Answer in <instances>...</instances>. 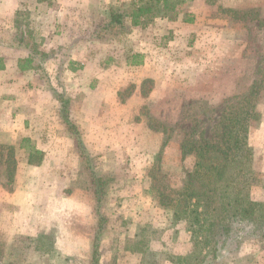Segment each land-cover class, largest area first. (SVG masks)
Returning a JSON list of instances; mask_svg holds the SVG:
<instances>
[{
  "label": "rangeland",
  "instance_id": "obj_1",
  "mask_svg": "<svg viewBox=\"0 0 264 264\" xmlns=\"http://www.w3.org/2000/svg\"><path fill=\"white\" fill-rule=\"evenodd\" d=\"M132 1L0 3L7 8L0 18V143L14 148L12 187L19 199L29 191L31 200L58 189L52 202L66 215L33 239L0 232V264H177L194 250L177 207L161 205L153 185L180 186L195 162L192 153L182 156V145L210 140L223 112L264 76V0H172L173 8L143 25L126 15L113 22ZM45 9L62 14L41 31L33 13ZM32 48L35 72L19 76L20 59ZM20 93L50 119L44 123L41 114L30 124L21 112L11 114ZM56 95L67 99L69 123ZM255 103L260 116L244 148L251 154L250 197L264 201V88ZM34 130L52 157L39 167L25 164L31 150L20 146ZM260 232L233 228L220 250L196 251L188 264H264Z\"/></svg>",
  "mask_w": 264,
  "mask_h": 264
},
{
  "label": "trees",
  "instance_id": "obj_2",
  "mask_svg": "<svg viewBox=\"0 0 264 264\" xmlns=\"http://www.w3.org/2000/svg\"><path fill=\"white\" fill-rule=\"evenodd\" d=\"M174 5L175 2L172 0H135L131 2L128 12H114L111 20L120 23L123 15H126L132 25H143L147 19L158 14L164 15L165 12L162 10L171 9ZM160 6L162 9L159 8ZM35 56L37 49H29L23 62L20 59L19 68L30 69ZM3 67V58L0 57V68ZM262 88H264V76L237 101L238 106L236 104L234 110L229 108L223 112L210 140L193 141L182 145V156L192 153L195 162L192 169L185 171L180 186L172 187L161 183L162 190H159L153 185L158 192V195L155 194L158 202L163 206L177 207V218L186 222L187 230L190 232L194 250L190 255L178 256L177 264H188L191 258H195L197 253L203 250L206 255L211 252L216 253V250L223 247L219 246L221 238L231 235L233 228L238 231L248 228L251 233L261 231L260 237H264V201H256L250 197L251 154L244 148L248 127L260 116L255 108V100ZM56 96L62 101V111L65 116L63 121L69 123L66 112L67 99L62 95ZM70 125L72 129L75 128L73 124ZM20 146L30 148L29 164L40 161L42 152L36 149L29 139L23 138ZM0 159L3 162L0 170H6L5 179L0 175V184L3 188L11 190L16 169L12 145L0 143ZM94 237L95 258L98 253L97 233ZM219 247L221 248L218 249Z\"/></svg>",
  "mask_w": 264,
  "mask_h": 264
},
{
  "label": "crops",
  "instance_id": "obj_3",
  "mask_svg": "<svg viewBox=\"0 0 264 264\" xmlns=\"http://www.w3.org/2000/svg\"><path fill=\"white\" fill-rule=\"evenodd\" d=\"M2 1L5 2V4H7L8 2V0H0L1 4H2ZM52 9L51 10L45 9L43 11H35L33 13L34 18L36 17V19L40 21L38 22V24L40 25L39 30L44 31L45 29L48 28L52 20L57 22L61 18L60 16L62 12H59L57 10H52ZM3 13L7 14V8L0 7V18L2 17L1 14ZM42 19H45V21H43ZM41 23H44V26L43 25L41 26ZM56 27L58 26L56 25ZM64 29L65 27L62 26L61 28H57V31L62 33ZM59 32H57V34ZM78 43H81V45H85L81 42V40H76V41L74 40V46L78 45ZM14 50L18 52L17 48H14ZM0 57L2 56L0 55ZM35 65L36 64H35V59H34L33 66L29 70H31L32 72H35L34 71L36 68ZM70 68H73V70L77 69L75 65L70 66ZM17 70H18V73H20L19 76H23V73H26L24 70H21L19 67H17ZM5 86L6 84L2 83L0 85L1 90H3ZM20 94L21 96L16 95L15 98H13V100L11 101L13 105L12 107L14 109V111L11 112V114L14 113V115L17 118L19 113L21 112L22 114L21 117H25L26 119H29L30 124L33 123L32 118H35V116H38L41 114L43 116L44 123L45 121H48V119H50V114H47V113L36 114L34 110L36 105L27 104L26 102L27 94L26 93H20ZM0 100H3V96L2 97L0 96ZM39 110H42V109L39 108ZM29 111H32L35 114L29 113ZM27 113L28 115H26ZM43 127H45V125H43ZM38 133H39V130L38 131L34 130L31 133L23 134L24 135L23 137H28L32 141L31 142L32 145L36 149L42 152V157L40 161L36 164H29L28 159L26 157L24 162L25 164L31 167H39L42 164H45L52 159V157H50L51 156L50 153L46 151V145L43 144L39 140L40 137ZM64 144H69V143L66 142ZM57 176L63 177V175L61 174ZM13 188H15V185ZM13 188L7 191L0 184V232L1 233L10 234L12 236L22 235L24 237H28V238L30 237V239H33V237L46 234L49 232V230H51V222L53 218L58 220V222L61 224V221L66 217L65 209H62L60 202H57V203L52 202L53 198L60 195V193L57 192L58 189L48 188V192H46L47 190L46 189L43 191L44 193L42 192V193L36 194L38 196L37 198H35V200H31V194L29 191L26 190L24 199L21 198L22 199L21 200L19 199V196H18L19 191H16ZM55 188H57V186H55ZM49 189L51 190V192ZM59 199H62V197L59 196ZM86 209L88 212L90 211L89 207H87Z\"/></svg>",
  "mask_w": 264,
  "mask_h": 264
}]
</instances>
